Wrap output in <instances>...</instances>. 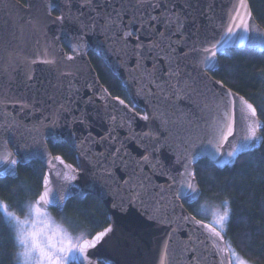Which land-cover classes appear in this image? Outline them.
<instances>
[{"label":"snow or ice","instance_id":"1","mask_svg":"<svg viewBox=\"0 0 264 264\" xmlns=\"http://www.w3.org/2000/svg\"><path fill=\"white\" fill-rule=\"evenodd\" d=\"M79 3L81 10H88L87 14L80 11L74 15L73 0H64L59 15L56 14L55 0H28L23 8L15 4L20 11L28 10L31 18L23 23L43 38L36 58H25V63L29 67L36 63L64 66L59 75L67 81V85L62 84L61 87H66L68 95L43 118L40 126H55L63 114L71 110L80 91L75 83L77 71L73 68L78 59H84L87 33L99 31L106 40L121 43V51L127 54L130 50L136 59L132 72L139 86L137 94L155 98L152 108L141 119L159 120L164 131L158 133L149 129L136 134L132 125L140 114L134 105L126 104L119 96H112L101 85L85 84L90 90L94 89V94L99 92V99L104 101V116L109 121V128L102 140L117 143L116 131L122 127L133 133L130 139H138L142 143L147 139L153 140L151 151L146 148V154L139 161L130 160L123 150V142H120L121 146L113 150L107 162H99V166L109 176L111 168L118 163L132 169V174L123 182L130 205H145L149 202L146 197L154 190L151 177L144 174L142 166H148L153 174L160 169L159 174L167 175L170 183L167 189L160 190L161 193H168L166 203L163 195L153 197L151 203L153 207L159 205L160 211L171 207L167 222L170 226L174 225L173 234L185 225L189 226L190 234L178 254H170L166 243L160 264H165V258L168 264H173V255L177 264L185 255L188 256L187 264H207L209 256L214 264H251L246 258L247 251H238L229 237L235 217L231 206L235 198H220L218 203L204 198V203H201L204 192L197 178V165L203 160L212 161L215 167L223 169L242 158L254 156L264 148V94L243 96L223 80H217L215 75L220 70L221 56L235 47L258 49L264 53V27L256 21L251 0H230L224 14L219 17L212 14L214 4L210 3L206 12L197 9L200 15L207 16L213 34H209L206 26L197 25V16L189 11L194 7L193 0H184L179 8L173 0H79ZM189 21L193 25L190 32L187 29ZM65 22L77 23L80 29L79 35L74 37L75 43L69 44L76 54L69 53L67 56L60 48L61 36L49 38L46 31L49 25L63 26ZM159 26L163 27V31H159ZM153 34L157 38L145 44L142 38ZM133 37L135 43L129 49ZM36 43L41 44V40L37 39ZM145 52L149 55L156 52L157 56L163 53L160 58L166 67L161 68L153 61L152 67L148 68L144 63L148 58ZM182 61L192 63L197 72L195 78L186 71L187 65ZM33 79L31 71L27 72L25 86L31 87L29 82ZM193 97L198 98L199 116L185 113L178 107L179 101ZM111 101L123 107L114 106ZM12 103L21 102L0 94V108L6 109ZM24 109L35 111L36 106L21 103V110ZM74 119L84 124L86 113ZM21 128L28 132V138L24 139L23 147L17 142L15 151H11L8 134ZM63 143L56 136L41 134L36 125L28 129L14 117H6L0 123V178L15 179L19 166L30 165L32 161H40L44 168L41 190L34 199L15 201L17 211L10 210L7 201L0 200V223L8 228L16 249L12 264H95V254L90 257L89 251L105 241L106 237L111 239L110 234L114 235L112 224H108L94 234L79 231L74 236L73 231L80 229L79 224L58 223L48 211L54 207L63 214L66 203L79 191L78 181L83 165L77 167L67 163L62 155H52L51 149L61 148ZM160 146H167L173 151L174 172L154 156ZM93 158L98 159L95 155ZM216 196L219 198L222 193H216ZM182 201H187L194 214L183 208ZM117 206L123 211V200ZM177 208H180L179 214L176 213ZM18 212L24 217L21 218ZM201 216L203 218L198 219Z\"/></svg>","mask_w":264,"mask_h":264},{"label":"water","instance_id":"2","mask_svg":"<svg viewBox=\"0 0 264 264\" xmlns=\"http://www.w3.org/2000/svg\"><path fill=\"white\" fill-rule=\"evenodd\" d=\"M55 2L57 5L56 14L59 15V9L64 6V0H55ZM173 2L179 8L183 5L184 0H173ZM26 3H28V0H0V94L11 96L13 101L18 100L21 103H33L36 106V110L24 109L22 111L21 103L9 104L6 109L0 108V123H3L6 117H14L28 129L36 125L39 127L41 134L56 136L63 142H66L75 151L76 164L64 158L67 163L74 164L77 167L83 165V171L78 181L79 191L73 197L85 199L88 195L92 194L101 199L108 211L109 224H112L114 229V235L110 234L111 239L106 237L105 241H102L95 249L89 251L90 257H93V254H95V264H101V262L105 264H130V262L131 264H160L166 243L169 245L170 254H178L181 245L188 240L190 234L189 226L185 225L173 234L172 227L174 225L170 226L167 222V215L171 214V207L160 211L158 210L159 205L153 207L151 203L153 197L161 195L166 198V203L168 193L166 191L161 193L160 190L161 188L167 189L170 183L167 175L159 174L160 169H157L156 174H153L148 166H142L144 174L151 177L154 190L146 197V200L149 202L145 205H130L127 203L126 197L128 194L125 191L123 182L132 174V169H126L118 163L115 167L111 168V176H109L105 173L104 168L99 166V162H107L113 150L121 146L120 142H123V150L128 153L129 159L139 161L146 154V148L149 152L151 151L153 140L147 139L142 143L141 140L130 139L129 137L133 133L127 127L117 129V143H112L111 140H102L107 135L109 128V121L104 116V101L99 99V92L94 94V89L90 90L85 84H96L103 86V89L107 88L102 83L91 61L89 56L90 51H93L104 60L106 65L123 82L133 104L143 110L141 112L136 109V112L140 115L135 117V122L132 125L135 133L147 132L149 129H155L158 133H163L164 131L160 127L159 120L144 121L141 119L152 108V100L155 98L146 97L142 93L137 94L139 86L133 78L135 73L132 72V69L136 65L135 57L131 54L130 50L125 54V52L121 51V43L106 40L104 35L99 31L87 33L85 36L87 51L83 53L84 59H78L73 68L74 71H77L75 83L76 87L80 89L78 96L71 106V110L65 112L55 126L41 127L40 122L43 118L65 101L68 94L66 87H61V85L66 86L67 81L59 75L64 67L62 65L51 67L42 63H36L29 67L25 63V58H36V54L40 52L43 44V38L39 36V33L33 32L27 24L23 23L24 20L31 18L28 15V10L24 9L20 11L15 8V4H19L23 8V5ZM193 3L194 7L189 11L197 16V25L206 26L209 34H213L212 26L209 24L207 16L200 15L199 12H206L208 5L211 3L215 6L212 14L215 17L222 16L225 9L229 6L230 0H199L198 3H196V0H193ZM80 11L88 13L87 9H80L79 0H73L72 13L78 15ZM256 21L264 27L257 18ZM21 25H23L22 32ZM192 28L193 25L189 21L187 24L188 31L190 32ZM46 31L49 38L53 35L61 36L59 44L60 48L65 50V56L69 53L76 54L69 47V44H74V37L79 35L80 29L77 23L65 22L63 26L49 25ZM159 31H163L162 26H159ZM156 38L153 34L146 35L142 39L145 44H148L150 40ZM37 39L41 40V44L36 43ZM134 43L135 37L132 38L129 49L134 46ZM255 50L259 51L258 49ZM145 55L148 58L144 63L148 68L152 67L153 61L161 68L166 67L160 58L163 53L157 56L156 52H152L151 55L145 52ZM182 64L187 65L186 71L194 78L197 76L192 63L182 61ZM29 71L33 74L34 79L32 82H29L32 86L26 87V73ZM125 103L131 105L126 100ZM197 103L198 98L193 97L179 101L178 107L185 113L199 116ZM111 104L120 108L123 107L119 106L116 101H111ZM81 113H86L87 119L84 124L74 119V117H80ZM44 123L47 125L46 121ZM173 131H177V129H173ZM8 136L9 148L11 151H15L17 142H20L23 147V141L28 138V132L25 128H21L19 131L13 129ZM51 152L53 156L57 155L53 153L52 149ZM17 155H20V153H17ZM93 155L98 159H94ZM154 156L162 161L170 171H175L173 169L175 157L169 147L160 146ZM122 200L124 202L123 211L117 206ZM182 203L183 208L192 213L186 205L188 204L187 201H182ZM179 212L180 208H177L176 213L179 214ZM198 219L200 218L198 217ZM187 260L188 256L185 255L179 264H187ZM165 264H168L167 258H165ZM173 264H177L175 255H173ZM207 264H214L210 256Z\"/></svg>","mask_w":264,"mask_h":264},{"label":"trees","instance_id":"3","mask_svg":"<svg viewBox=\"0 0 264 264\" xmlns=\"http://www.w3.org/2000/svg\"><path fill=\"white\" fill-rule=\"evenodd\" d=\"M251 2L256 18L264 26V0ZM89 56L108 91L134 105L123 82L104 60L93 51L89 52ZM262 69L264 53L251 48L235 47L227 55L221 56L220 70L215 75L235 91L251 96L264 94ZM135 108L143 111L136 106ZM52 151L76 164V153L66 142L61 148H53ZM18 170L19 175L15 179L0 178V199L7 201L13 209L15 201L36 197L41 190V173L44 168L40 161H32L30 165L19 166ZM197 178L204 192L201 203H204V198L216 203L220 198H235V203L231 205L235 217L229 237L238 251H247V259L255 264H264V148L254 156L242 158L223 169L215 167L209 160H203L197 165ZM216 193H222V196L218 198ZM186 205L194 214V210ZM52 211L65 225L73 222L79 224L82 229H89L92 234L109 224L106 206L92 194L85 199L72 197L67 202L63 214L56 209ZM15 251L8 228L0 223V264H12Z\"/></svg>","mask_w":264,"mask_h":264},{"label":"rangeland","instance_id":"4","mask_svg":"<svg viewBox=\"0 0 264 264\" xmlns=\"http://www.w3.org/2000/svg\"><path fill=\"white\" fill-rule=\"evenodd\" d=\"M0 200H2V199H0ZM10 210L17 211L16 209H13L11 206H10ZM48 211L50 212L51 216H52V217H53L58 223H62V224H64V223L60 220V218H58V217L54 214V212L52 211V209H48ZM18 214L21 215V218L24 217V214H23V213H19V212H18ZM73 221H74V219H73ZM64 225H65V224H64ZM79 231H90V230H89V229H88V230H85V229L80 228L79 230H74V231H73V235H74V236L77 235ZM251 264H255V263L251 262Z\"/></svg>","mask_w":264,"mask_h":264}]
</instances>
